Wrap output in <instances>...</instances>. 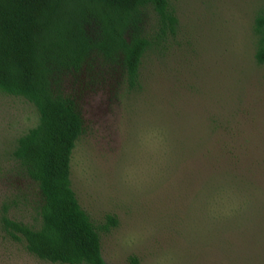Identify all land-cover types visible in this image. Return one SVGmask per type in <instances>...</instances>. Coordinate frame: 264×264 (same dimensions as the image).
Returning a JSON list of instances; mask_svg holds the SVG:
<instances>
[{
	"label": "rangeland",
	"instance_id": "1",
	"mask_svg": "<svg viewBox=\"0 0 264 264\" xmlns=\"http://www.w3.org/2000/svg\"><path fill=\"white\" fill-rule=\"evenodd\" d=\"M179 31L152 50L129 88L120 59L93 53L56 87L80 106L71 159L78 201L108 264H264V65L255 16L264 0H170ZM155 20L148 22L152 31ZM38 122L0 92V264H53L7 234L39 226L38 186L12 157Z\"/></svg>",
	"mask_w": 264,
	"mask_h": 264
},
{
	"label": "trees",
	"instance_id": "2",
	"mask_svg": "<svg viewBox=\"0 0 264 264\" xmlns=\"http://www.w3.org/2000/svg\"><path fill=\"white\" fill-rule=\"evenodd\" d=\"M178 31L170 0H0V92L25 100L38 113L12 157L43 199L39 226L9 218L4 225L32 255L53 264H108L100 231L118 225L108 215L97 227L72 188L71 159L84 117L76 100L57 89L54 76L78 71L98 53L120 59L129 88H139L145 57L170 44ZM253 33L255 60L264 65V8L254 18Z\"/></svg>",
	"mask_w": 264,
	"mask_h": 264
}]
</instances>
